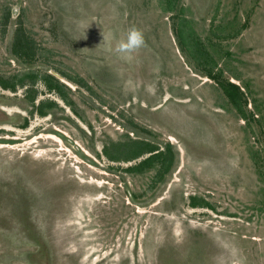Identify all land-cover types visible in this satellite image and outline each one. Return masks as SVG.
I'll return each mask as SVG.
<instances>
[{"label":"rangeland","instance_id":"374dc122","mask_svg":"<svg viewBox=\"0 0 264 264\" xmlns=\"http://www.w3.org/2000/svg\"><path fill=\"white\" fill-rule=\"evenodd\" d=\"M0 78V264H264V0H0Z\"/></svg>","mask_w":264,"mask_h":264},{"label":"trees","instance_id":"16d2710c","mask_svg":"<svg viewBox=\"0 0 264 264\" xmlns=\"http://www.w3.org/2000/svg\"><path fill=\"white\" fill-rule=\"evenodd\" d=\"M177 1L178 0H163V4H166L168 7H173L175 5V3H177ZM6 16H7V13L4 15L5 19H6ZM185 21H186V19H185ZM180 25L181 26H179V28H181V29L182 28H185L184 27L185 24L183 23V21H181V24ZM193 37H194V40L199 45H201L200 39L198 41L197 38H196V36H193ZM18 40H20L19 46H18V43H17ZM21 41H23L24 44ZM14 43L16 44V47L14 48V51L17 52V53L22 54L23 51H26V50L31 49L32 40L25 33H21L20 36H17L16 35L15 42ZM201 54L202 53H200L198 55L193 54V56L198 57V58H201ZM202 59H204V58L202 57ZM196 64L198 65V61L196 62ZM202 64H203V69H202L203 70L202 71L203 74H205L209 78L213 79L217 83V85L220 88L223 89L226 97H228L230 99V101L233 102V104L235 105V107H238L236 105L235 97L233 98V94H234V92L236 93V90H234L233 88L228 87L227 85H225L223 83V81L220 78L221 77V70L218 71V72H214L213 71V67L208 66V61H204ZM41 78L46 82L47 88L49 90H53L54 89V91L55 90L58 91L60 97L63 98L67 103H69V101L65 97V91H63V89L66 88V85L64 83H61L60 84L58 82V79L54 75H52V74H46V75L42 76ZM31 80H34V79L31 78ZM229 83L235 85L233 82H229ZM14 84L15 83L12 82V81H10V80L9 81H6V80L0 78V86L3 87V88H10L12 90H15V87L16 86H14ZM27 96H28V99L30 100L31 104H34V101H35V99H34L35 98V93L34 92L31 93V91H27ZM50 105L51 104L48 105L49 106L48 108H50ZM47 109L46 108H43L42 107V104H41V106H39V104L37 105V111L40 113V115H46L48 113V111H49ZM238 109H239L240 112L243 113V111H242L241 108L238 107ZM32 112L33 111L30 110V113H32ZM126 141L131 142L133 144V149L136 146H138L137 144L140 145V148L137 149L134 152V155L133 156H131V157H125V156H122V154H120L121 157H118L117 156L118 153L112 152V151L109 150V145L110 144L104 146V152H105V154L111 160L118 162L120 160L130 161V160H133V159H136V158L140 157L141 155H143V153H146V152L152 153V152H154V151L157 150V147L152 146L149 142H141V141L137 140L136 138H131V137L130 138L129 137H126V138H124V139H122L120 141H117V145H120L119 147L121 149H126V147H124V144H125ZM167 148H168V150L170 149V145L169 144L167 145ZM160 153L157 152V154H155V155H154V153L153 154H150L148 157L144 158L141 162H139L138 165L129 167L128 171H134V170L135 171H139V172L145 171L146 169H148L147 167H149L151 165L152 161L154 160L153 158L158 157V156H162L163 157V154H162L163 152H160ZM152 155H154V156H152ZM160 160H162V159H160ZM172 161H173V155L171 154V158H170L169 162L167 161L168 162L167 165L170 166V164H171ZM190 198H191V202L190 203H191L192 206H199V205L205 206V205H208V203L206 201H204L203 198H199L198 199L196 196H191Z\"/></svg>","mask_w":264,"mask_h":264},{"label":"clouds","instance_id":"9594fccd","mask_svg":"<svg viewBox=\"0 0 264 264\" xmlns=\"http://www.w3.org/2000/svg\"><path fill=\"white\" fill-rule=\"evenodd\" d=\"M145 43L142 31L132 27L125 37L121 38L115 47L117 54H123L126 58H131V53L141 48Z\"/></svg>","mask_w":264,"mask_h":264}]
</instances>
